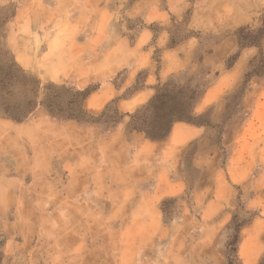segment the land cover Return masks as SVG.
Segmentation results:
<instances>
[{
  "label": "rangeland",
  "instance_id": "1",
  "mask_svg": "<svg viewBox=\"0 0 264 264\" xmlns=\"http://www.w3.org/2000/svg\"><path fill=\"white\" fill-rule=\"evenodd\" d=\"M135 1L101 3L117 14L109 21L104 44L97 47L85 44L92 37L79 20V8L85 0H0V69L14 65V72L20 70L16 80L0 84L1 97L23 105L31 100L41 103L46 94H51L47 90L51 85L72 91L97 89L99 81L87 77L78 80L75 73L80 70L78 74H91L92 64L103 58L116 34L135 42L144 21L125 13ZM214 2L221 23L215 20L209 26L196 22L197 12ZM191 3L182 17L170 13L171 21L165 28L151 26L155 32L150 46L152 64L159 78L154 87L169 80L183 85L194 77L195 82L208 87L206 92H212L214 86L217 89L208 96L213 101L203 111L197 108L202 99L195 106L197 126L203 125L207 133L173 151L178 170L164 180H158V172H154L160 165L159 153L146 167L143 160L135 159L139 142L124 140L126 149L122 150L106 138L122 124H127L129 134L137 133L129 128L130 115L137 110L125 114L117 101L100 112L85 107L90 121L100 122L94 124L55 118L39 104L24 121L16 122L5 116L0 98V172L15 165L28 172L25 178H19L20 184L11 183L0 191V218L15 224L13 233L0 232L1 264L244 262L248 246L240 249V244L248 239V226L236 243L238 225L253 213L260 215V208H264V79H253L246 86L245 76L250 62L260 51L264 54V40L261 49H240L238 32L246 27L258 28L264 7L249 17L236 10L239 0ZM161 7L168 9V0H162ZM241 16L244 18L240 22ZM227 19H237L241 24L227 27ZM165 40L166 45H162ZM172 51L179 54L172 55ZM238 53L239 65L236 67L235 62L230 70L228 66ZM240 57L244 62L241 68ZM81 61L90 64L75 69ZM127 72H120L112 83L121 88ZM147 76L148 70L140 71L121 97L144 87ZM84 80L88 85L79 86ZM59 94L60 102L71 99L64 91ZM117 109L119 116L125 117L113 127L111 117L116 118ZM216 110L218 113L211 117ZM132 162L137 167L135 185L140 189L137 203L117 207L118 198L133 197L126 195L133 178L116 164ZM99 167L107 168H103L107 170L105 179L115 186L104 195L95 189L94 178L80 189L79 179L72 181L69 176L70 171L93 173ZM221 178L228 188L224 195L231 193L229 202L217 192ZM175 181L181 182V192L169 197L166 189ZM217 199L228 203L224 206ZM210 201L212 208L205 213ZM259 244V251L253 249L257 254L252 264H264V238Z\"/></svg>",
  "mask_w": 264,
  "mask_h": 264
},
{
  "label": "crops",
  "instance_id": "2",
  "mask_svg": "<svg viewBox=\"0 0 264 264\" xmlns=\"http://www.w3.org/2000/svg\"><path fill=\"white\" fill-rule=\"evenodd\" d=\"M66 1L69 2L70 0ZM85 1V4L79 8V15L81 16V19L79 20L83 22V26L86 27L89 34H92V37L90 39H87L85 44H93L94 46L98 47L104 44L105 34L108 32L109 21H112V19H114V16L117 14H112L110 9L103 8L101 3L103 1H107V3L112 2L118 4V2L123 3L127 0ZM191 1L192 0H168L169 8L163 9L161 7L162 0H137L132 5V7L125 11L129 18H141L144 21V26L139 29L136 35L135 42L133 44L130 43V41L124 34H116L114 38H112V40L107 44L106 53L104 54V56H102L103 58L101 60L99 59V62H97L96 60V62L92 64L93 69L90 71L91 74H78L80 70H77V72L75 73V76L78 80L82 79L83 77H87L90 81H99L98 88L95 89L85 101V107L88 110L93 112H100L109 103L117 101L119 110L125 114H129L148 103V101L155 95L156 92L154 84L159 82L158 75L156 74V69H154V65L152 64L153 52L150 50V46L155 38V32L151 26L153 24H158L160 27L165 28L170 24L172 17L170 13L177 17L184 16V14L190 9L192 5ZM260 1L261 2L256 0H239V4H237L236 10L238 8L237 11L238 13H240V15L248 14V16L250 17L253 11H258L260 8L264 7V0ZM216 4L217 2L210 3V8L208 7V9L198 11L195 21L207 23L209 24V26L215 24V20L219 21L218 23H221V20L218 18V12L215 6ZM242 9L245 10V13H242ZM243 18L244 16H241L240 22L243 21ZM233 19L226 20L225 23L228 24L226 25L227 27L241 24L237 19ZM92 21H94V23H92ZM163 30L162 32H165ZM77 38L78 37H76L75 40ZM166 43L167 40L162 42V45H166ZM178 51H172V55H174L175 53L179 54ZM241 59L242 58L240 57V68L244 63ZM89 64L90 63L84 64V61H81L80 63L76 64L75 69L88 67ZM237 65H239V61L236 62V67ZM233 68H235V66L230 70H233ZM126 69L128 70V72L123 85L121 86V88L116 87L114 83H112V79ZM143 70H148V76L146 78L145 86L138 89V91H136L129 97L121 98L122 93L136 82L138 73ZM237 71L239 72V69ZM81 85H83L82 87H85L86 85H88V83L86 82V80H84V83H82V81L79 83V86ZM215 89H217V86H214V90H212V92H206L202 100L197 105L198 109L200 107L201 111H203L206 108V105L213 101L212 99L209 100L208 96H210L213 91H215ZM215 113H218V110L214 111L211 117H213ZM207 131L208 130L204 128L203 125L195 126L183 122H177L174 124L169 137L165 141L154 142L148 140L142 133L129 134L127 132V124H122V128H120L116 132L111 133L110 135H107L106 138L110 140L111 144L115 143L116 146L120 147L122 150L126 149L124 140L128 141L129 139L139 142V151L138 153H136V156L138 157H136L135 159L143 160V162L147 164L146 167L150 166L148 165V163L150 164L153 158L155 156H158L159 153L161 156V161L159 162V160H157V162H159L160 165L157 169H154V172H158V180L160 178L161 180H164L167 176H170L172 172L178 170V168L176 167L177 161L175 160L173 151H175L179 145L188 144L196 139L201 138L205 133H207ZM168 154L173 155L172 158H170ZM25 162L26 160H24V163H22L25 165ZM169 165L171 167H169ZM116 167L120 168L122 172L127 171V173H129V175L131 176L130 178H133L132 183L134 184H132L131 187L127 188L128 192L126 194H129L133 197H129L127 199L118 198L117 207H127L130 205H135L137 203L136 192L140 190L139 186L135 185L137 167L134 166V162L128 163L127 165L123 163H117ZM103 168L106 167H99L95 169L93 173H89L88 171L78 173L77 170L70 171L69 176L71 177L72 181L79 179L78 185L80 186V189H83L84 186L89 185L88 183L91 182H88L89 178H94L95 189L101 191V193L104 195L105 190L108 192L110 190H113L115 186L106 181L104 173H106L107 170H104ZM1 170L3 171L4 169ZM27 173V168L23 169V166L21 167V165H19V167L15 165L12 169L6 168L4 170V173L0 172V191H2L3 189H7L8 185L11 183L20 184L19 178L20 180H22V178L26 177ZM219 181L221 188H218L217 192L220 193L222 197L224 196L222 198L223 200H225V196L226 198L228 197L225 201L229 202L231 200V193L229 196L224 195V190L228 189L227 185L223 182L222 178ZM116 188H118L116 190H119V187ZM123 190L126 191L125 189ZM166 190V193L169 197L177 196L181 192V182L175 181L174 183L170 184ZM211 202L213 201H210L205 205V213L207 210L212 208ZM228 202L221 203V200H218V203H221L224 206ZM252 203L253 200L250 202V205ZM151 204L153 205V202ZM259 212L260 215L255 217L247 227V241H242V243L240 244V249H244L248 246V253H245L244 262L242 264H252L253 262H255L256 256L254 255H256L257 252L255 254L253 252V249H258L259 251V243L264 238V208H260ZM136 217L134 216V218ZM14 228V223L0 218V232L11 234L14 232ZM258 253L260 255L261 252Z\"/></svg>",
  "mask_w": 264,
  "mask_h": 264
},
{
  "label": "trees",
  "instance_id": "3",
  "mask_svg": "<svg viewBox=\"0 0 264 264\" xmlns=\"http://www.w3.org/2000/svg\"><path fill=\"white\" fill-rule=\"evenodd\" d=\"M238 36L240 49L247 47H257L261 49V43L264 40V16H262L258 28H242L239 30ZM238 57L239 53L233 58V63L229 65L228 68L232 67ZM13 66L8 68V70L3 68L0 69L2 72L0 84L6 81L12 82L14 79H17V74L20 70L14 72ZM197 77H199V75H197ZM193 78L194 77L188 79L183 85L178 84L175 80H169L164 85L157 87L155 95L149 102L137 109L133 115H130V131L142 133L148 140L162 142L169 137L174 124L177 122L197 126L198 122L195 118V106L206 94L208 87L195 82ZM245 78L246 86L253 79H264V54L262 51L250 62L249 72ZM47 90L51 91V94H46L41 103L31 100L23 105L13 104L8 99L1 97L0 94V98L4 102L5 108L3 111L5 116L13 121L22 122L40 104L51 116L61 120H76L80 122H89L91 120L90 114L85 108V101L94 90L86 89L83 91H72L65 87L57 88L52 85L47 87ZM60 91L69 94L71 99L69 101L60 102ZM6 95H12V92H6ZM107 108H109V105ZM103 116H105V113ZM124 117V115L119 116V110L117 109L116 118L111 117V119H114L112 123L113 127L121 123ZM92 123L96 124L100 122L94 121ZM113 127H110V131ZM256 216L257 214L253 213L248 221L238 225L235 236L236 243L240 241L242 229L248 226ZM229 264H240V260H236L235 263L232 262Z\"/></svg>",
  "mask_w": 264,
  "mask_h": 264
}]
</instances>
